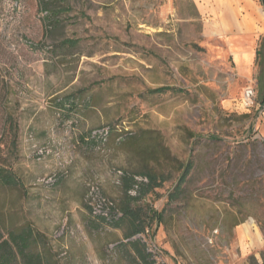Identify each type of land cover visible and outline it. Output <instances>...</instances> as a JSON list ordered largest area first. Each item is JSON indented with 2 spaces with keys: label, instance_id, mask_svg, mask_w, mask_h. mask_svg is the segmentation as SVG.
<instances>
[{
  "label": "rangeland",
  "instance_id": "rangeland-1",
  "mask_svg": "<svg viewBox=\"0 0 264 264\" xmlns=\"http://www.w3.org/2000/svg\"><path fill=\"white\" fill-rule=\"evenodd\" d=\"M207 21L194 0H0V162L15 184L0 188V239L28 225L49 264H134L126 226L89 210L120 207L123 174L153 171L165 182L130 201L149 211L131 240L156 264L264 260L240 232L264 238V34Z\"/></svg>",
  "mask_w": 264,
  "mask_h": 264
},
{
  "label": "trees",
  "instance_id": "trees-1",
  "mask_svg": "<svg viewBox=\"0 0 264 264\" xmlns=\"http://www.w3.org/2000/svg\"><path fill=\"white\" fill-rule=\"evenodd\" d=\"M126 135L132 145H137V141H133L135 138L132 137L131 133ZM137 148H139V154L151 155L147 147L138 145ZM191 169L192 163H187L183 167L181 166V174L174 188L168 193L167 202L175 201L182 195L183 185L186 183ZM121 181L122 193L126 201L120 207L115 205L114 208H111L107 216L100 214L94 215V217L99 219L104 225L112 226L116 229L126 226L123 237L133 251L134 264H156L153 254L144 240L141 238L131 240L134 237L146 234L149 211L142 213L139 207L133 209L130 201L137 202L145 196L154 193L156 189L162 187L165 180L153 171H145L123 174ZM1 187H15L10 174L2 162H0ZM132 192L134 193L133 196ZM89 211L93 214L91 210ZM161 216V214L157 215L156 220L161 221ZM36 237L37 235L28 225H24L16 230H9L6 238L0 239V264H49L43 261L41 254L37 251Z\"/></svg>",
  "mask_w": 264,
  "mask_h": 264
},
{
  "label": "crops",
  "instance_id": "crops-1",
  "mask_svg": "<svg viewBox=\"0 0 264 264\" xmlns=\"http://www.w3.org/2000/svg\"><path fill=\"white\" fill-rule=\"evenodd\" d=\"M194 4L201 16L208 17L205 25L208 34H264V14L258 12L255 0H194ZM228 15L234 19L231 24L227 21ZM240 232L242 242L249 250L254 245L264 246V238L257 228L247 225L241 227ZM257 263L263 264L261 257Z\"/></svg>",
  "mask_w": 264,
  "mask_h": 264
},
{
  "label": "built area",
  "instance_id": "built-area-1",
  "mask_svg": "<svg viewBox=\"0 0 264 264\" xmlns=\"http://www.w3.org/2000/svg\"><path fill=\"white\" fill-rule=\"evenodd\" d=\"M245 99H246V101H247V106H248V107H250V106L253 105V100H254V92H253V90L249 89V90L246 91V93H245ZM131 194L134 195L133 192H132ZM112 207H113L112 204H109L108 211L102 213V215L107 216V214L111 211V208H112ZM92 213H93L94 215L96 214V212H94V211H92ZM98 215H100V214H98ZM150 251H151V250H150ZM151 252H152V251H151Z\"/></svg>",
  "mask_w": 264,
  "mask_h": 264
},
{
  "label": "water",
  "instance_id": "water-1",
  "mask_svg": "<svg viewBox=\"0 0 264 264\" xmlns=\"http://www.w3.org/2000/svg\"><path fill=\"white\" fill-rule=\"evenodd\" d=\"M262 1V7H263V10H264V0H261Z\"/></svg>",
  "mask_w": 264,
  "mask_h": 264
}]
</instances>
